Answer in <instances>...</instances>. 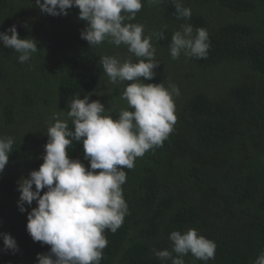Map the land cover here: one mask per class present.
<instances>
[{
    "label": "trees",
    "instance_id": "16d2710c",
    "mask_svg": "<svg viewBox=\"0 0 264 264\" xmlns=\"http://www.w3.org/2000/svg\"><path fill=\"white\" fill-rule=\"evenodd\" d=\"M182 4L192 10L190 19L176 18L172 0L158 5L145 0L131 21L153 35L160 64L154 79L144 82L179 88L174 97L179 128L137 158L134 168L123 169L129 213L116 233H106L100 264H171L155 252L172 251L170 234L190 228L217 247L215 259L204 262L189 253L185 264H253L264 251V0ZM79 11L73 7L67 16H52L41 13L35 0H0V32L16 25L21 39L38 44L30 60L20 63L19 53L0 41V136L14 138L0 174V233L11 234L18 245V251L7 250L0 236V264H38L37 254L50 251L27 231L28 212L37 204L19 210L17 182L43 163L52 113L70 110V99L89 94L90 102L112 109L114 119L127 108L120 97L132 81L111 84L99 63L105 55L128 59L127 47L90 45L81 38L87 25ZM182 24L207 30L205 58L183 53L171 58L172 34ZM161 30L164 37L158 39L154 34ZM68 152L89 164L82 143L73 141Z\"/></svg>",
    "mask_w": 264,
    "mask_h": 264
},
{
    "label": "clouds",
    "instance_id": "9594fccd",
    "mask_svg": "<svg viewBox=\"0 0 264 264\" xmlns=\"http://www.w3.org/2000/svg\"><path fill=\"white\" fill-rule=\"evenodd\" d=\"M145 0H35L41 13L67 16L73 7L78 8L79 20L86 22L81 38L90 45L109 44L127 47L137 57L121 60L116 56L100 58L104 73L111 84L127 83L120 99L127 108H121L114 119L99 100L91 95L83 99L75 95L68 103V111L52 113L47 127L45 155L39 170L31 171L18 183V206L26 212L27 231L33 241L50 246L46 254H37L38 264H100L107 247L106 233H116L129 213L122 185L126 183L124 168L132 169L135 161L149 150L162 146L173 131L177 117L174 97L179 88L174 84L145 83L153 80L160 64L155 60L153 35L144 34V25L131 23L144 6ZM158 5L163 0H146ZM177 19H190L192 10L182 0H172ZM11 33V35L8 34ZM8 32H0V41L19 53V62L30 60L38 51L34 38L21 39L16 25ZM164 37L161 30L155 33ZM210 47L209 34L204 28L182 24L172 34L170 56L205 58ZM99 95V94H97ZM132 109V110H129ZM69 121L74 130L69 128ZM73 141L83 144L85 165L68 152ZM14 138L0 136V174L9 163ZM99 170V171H97ZM35 186V190L33 189ZM47 189L46 191H44ZM4 247L18 251L14 237L0 233ZM172 251H156L155 256L171 260V264H185L183 257L191 253L197 260L215 259L216 243L190 228L183 234L173 231L169 236ZM173 252L177 255L173 257ZM253 264H264L262 251Z\"/></svg>",
    "mask_w": 264,
    "mask_h": 264
},
{
    "label": "rangeland",
    "instance_id": "374dc122",
    "mask_svg": "<svg viewBox=\"0 0 264 264\" xmlns=\"http://www.w3.org/2000/svg\"><path fill=\"white\" fill-rule=\"evenodd\" d=\"M126 55H127V56H129V58L132 56V54H131V53H129V52H128V50H126ZM174 114L176 115V117H177V120H176V123H175V125H174V127H173V130H175V129L179 128V119H178V114H177V112H176V111H175V113H174ZM193 155H195V151L193 152ZM196 157H197V155H196ZM197 158H198V157H197ZM185 171H186V169H184L182 173H185Z\"/></svg>",
    "mask_w": 264,
    "mask_h": 264
}]
</instances>
